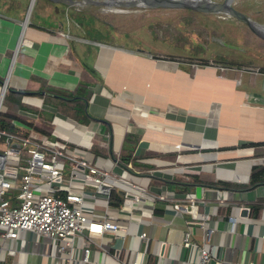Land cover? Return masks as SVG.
Wrapping results in <instances>:
<instances>
[{
	"label": "crops",
	"instance_id": "crops-1",
	"mask_svg": "<svg viewBox=\"0 0 264 264\" xmlns=\"http://www.w3.org/2000/svg\"><path fill=\"white\" fill-rule=\"evenodd\" d=\"M30 1L0 0V118L9 129L89 151L91 162L143 196L131 212L119 208L128 188L121 180L108 201L87 196L94 218L125 227L91 235L88 261L77 237L74 264H130L137 254L143 264H189L198 249L182 246L184 232L203 243V229L186 222L192 216L214 228L210 264H264V179L240 187L264 167V38L233 48L232 62L182 69L173 58L90 37L84 23L61 15L93 13L84 6L34 0L29 9ZM9 89L21 93L7 99ZM21 239L0 240V254L12 256L5 263L3 252L1 264L61 263L47 237L27 231Z\"/></svg>",
	"mask_w": 264,
	"mask_h": 264
},
{
	"label": "built area",
	"instance_id": "built-area-1",
	"mask_svg": "<svg viewBox=\"0 0 264 264\" xmlns=\"http://www.w3.org/2000/svg\"><path fill=\"white\" fill-rule=\"evenodd\" d=\"M5 86L0 93V111ZM0 240H16L22 243L23 232L31 231L38 237H47L52 256L59 253L60 264H74L73 250L77 237L83 239L82 257L90 256V236L105 231L123 228L116 218H94L83 203L87 196L100 194L109 200L110 187L116 180L128 185L122 193L120 209L129 212L143 199L141 187L125 179L117 178L108 169L90 161L89 151L78 153L68 150L61 140L38 138L30 132L9 129L0 123ZM118 163L119 159L114 158ZM70 163L65 177L66 163ZM127 167L131 168L130 162ZM84 186L88 187L85 188ZM163 195H160L162 198ZM195 205L194 201L189 203ZM176 208L189 211L188 204L175 203ZM206 214V213H205ZM204 214V215H205ZM206 216V215H205ZM232 221V217L230 219ZM187 224L203 229V243L197 245L191 231L183 234L182 246L195 245L196 258L189 264H210L213 252L210 238L214 228L206 224L204 217H189ZM146 237V233L139 234ZM19 246L16 248L18 249ZM1 264V260H0ZM130 264H143L141 255H136ZM221 264H225L221 262Z\"/></svg>",
	"mask_w": 264,
	"mask_h": 264
},
{
	"label": "rangeland",
	"instance_id": "rangeland-1",
	"mask_svg": "<svg viewBox=\"0 0 264 264\" xmlns=\"http://www.w3.org/2000/svg\"><path fill=\"white\" fill-rule=\"evenodd\" d=\"M79 1L76 3L79 7L84 6L82 9L93 12L94 15L74 10L72 13L60 6L61 15H72L76 22L84 23L90 37L104 38L112 44L124 45L139 52L148 51V54L159 59L173 58L182 69H193L195 64L206 60L232 62L235 60L231 55L235 50L233 48L241 47L248 41L252 43L251 38L258 37L240 19L221 11L204 12L179 7H112L88 0ZM58 3L66 4L64 1ZM233 5L264 24V0H233ZM36 7L33 8L32 15L35 14ZM1 118L5 120L4 116ZM16 124L26 128L19 121ZM3 148L4 145L0 146V149ZM69 168L70 163L67 162L65 177ZM3 252L6 255L5 263H9L12 256L2 251L0 257H3ZM32 260L34 261L31 258L30 261Z\"/></svg>",
	"mask_w": 264,
	"mask_h": 264
},
{
	"label": "water",
	"instance_id": "water-1",
	"mask_svg": "<svg viewBox=\"0 0 264 264\" xmlns=\"http://www.w3.org/2000/svg\"><path fill=\"white\" fill-rule=\"evenodd\" d=\"M34 0L30 1L29 9ZM73 3V0H51ZM85 1V0H82ZM104 5L137 6V7H179L204 12H225L240 19L256 35L264 38V24L257 22L233 5V0H88ZM80 2L79 0L77 3Z\"/></svg>",
	"mask_w": 264,
	"mask_h": 264
},
{
	"label": "trees",
	"instance_id": "trees-1",
	"mask_svg": "<svg viewBox=\"0 0 264 264\" xmlns=\"http://www.w3.org/2000/svg\"><path fill=\"white\" fill-rule=\"evenodd\" d=\"M201 63H203V62H201ZM19 92L21 93V91H16V90H13V89H9L8 90V94H7V99H10L11 97H14L15 98V95L14 94L17 95V94H19ZM71 98H73V97H71ZM15 102H17V100H15ZM7 115H9V114H7ZM0 123H1L2 126L9 127V128H13V125L11 123H8V122L6 123V121L3 120L2 118H0ZM119 163H122L121 158L119 159ZM263 179H264V167L257 168V169L255 168V170H253V173L251 174V181L249 182V184L248 185H245V186H240V187H250V186L256 185L260 181H262ZM224 185L227 186L226 183H224Z\"/></svg>",
	"mask_w": 264,
	"mask_h": 264
},
{
	"label": "bare ground",
	"instance_id": "bare-ground-1",
	"mask_svg": "<svg viewBox=\"0 0 264 264\" xmlns=\"http://www.w3.org/2000/svg\"><path fill=\"white\" fill-rule=\"evenodd\" d=\"M77 1L78 0H73V3H77ZM98 4H100V3H98ZM104 5V4H103ZM108 6H110V5H108ZM112 7H114V6H112Z\"/></svg>",
	"mask_w": 264,
	"mask_h": 264
}]
</instances>
